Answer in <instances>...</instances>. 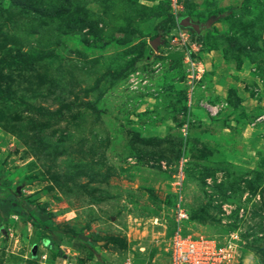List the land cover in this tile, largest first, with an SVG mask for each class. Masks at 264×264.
I'll return each mask as SVG.
<instances>
[{
  "label": "rangeland",
  "instance_id": "obj_1",
  "mask_svg": "<svg viewBox=\"0 0 264 264\" xmlns=\"http://www.w3.org/2000/svg\"><path fill=\"white\" fill-rule=\"evenodd\" d=\"M178 203L264 264V0H0V264H169Z\"/></svg>",
  "mask_w": 264,
  "mask_h": 264
},
{
  "label": "built area",
  "instance_id": "obj_2",
  "mask_svg": "<svg viewBox=\"0 0 264 264\" xmlns=\"http://www.w3.org/2000/svg\"><path fill=\"white\" fill-rule=\"evenodd\" d=\"M173 11H177L180 0H169ZM189 215L181 203L175 207L173 227L169 240V264H228V245L216 239L185 232Z\"/></svg>",
  "mask_w": 264,
  "mask_h": 264
},
{
  "label": "water",
  "instance_id": "obj_3",
  "mask_svg": "<svg viewBox=\"0 0 264 264\" xmlns=\"http://www.w3.org/2000/svg\"><path fill=\"white\" fill-rule=\"evenodd\" d=\"M184 25L186 26H190L192 27L194 30H199L200 29V26L203 25V24H199V23H194L192 21L189 20V18H187V20L185 21ZM157 43H159V37L155 38L151 44L152 46L155 48Z\"/></svg>",
  "mask_w": 264,
  "mask_h": 264
},
{
  "label": "trees",
  "instance_id": "obj_4",
  "mask_svg": "<svg viewBox=\"0 0 264 264\" xmlns=\"http://www.w3.org/2000/svg\"><path fill=\"white\" fill-rule=\"evenodd\" d=\"M168 1H169V0H168ZM174 24H176V25H180V21H178V22L175 21ZM202 27H204V25H201V26H200V28H202ZM186 28H188V27H186ZM192 29H193V28H192ZM193 30H194V29H193Z\"/></svg>",
  "mask_w": 264,
  "mask_h": 264
}]
</instances>
